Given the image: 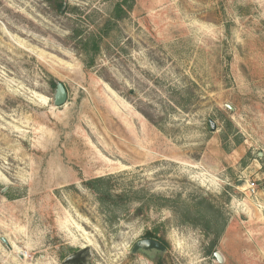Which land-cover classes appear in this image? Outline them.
<instances>
[{
	"label": "rangeland",
	"instance_id": "obj_1",
	"mask_svg": "<svg viewBox=\"0 0 264 264\" xmlns=\"http://www.w3.org/2000/svg\"><path fill=\"white\" fill-rule=\"evenodd\" d=\"M64 1L0 0V264H154L147 230L164 264H264V0H134L107 33L117 0ZM96 177L147 213L102 206Z\"/></svg>",
	"mask_w": 264,
	"mask_h": 264
},
{
	"label": "trees",
	"instance_id": "obj_2",
	"mask_svg": "<svg viewBox=\"0 0 264 264\" xmlns=\"http://www.w3.org/2000/svg\"><path fill=\"white\" fill-rule=\"evenodd\" d=\"M47 2L51 5H53L57 11H62L66 7V1L64 0H47ZM134 4V0H117L114 8L110 14V18L106 21L105 25L103 26L102 30H104L105 33H107V30H111L114 28V26L118 23V21L124 19L125 17L128 16L130 10L132 9ZM67 8V7H66ZM102 32L100 31V34ZM100 38L99 35H93L89 37L86 41L85 44L90 45V47L86 48V54L87 56H91V63L94 62L97 54L99 53L100 50ZM56 79L50 80V84L52 87H56ZM109 179L105 177H96V178H91L88 179L84 182L86 187H88L91 190H94V192L97 194L98 200L101 203L102 206H107L108 208L113 207L121 202H131L134 199L136 200H141L139 197L130 194L128 192H116V191H111L110 188L106 185L107 181ZM156 199L158 202H156L159 206H167L171 209V211L176 214L177 210L176 207L178 204L184 209L182 215H189L190 214V208L192 206H196V202H187L181 199V197L177 198H171V197H165V196H156ZM143 201V204L139 205L136 209L135 212L137 215H144L147 213L149 209V204L145 200ZM146 208V210H144ZM208 217V216H207ZM206 216H200V219L202 218L203 223L206 225L205 233L207 235H210L211 233V224L212 223H217L214 218H207ZM222 228V227H221ZM218 229L214 231V236L212 237V244L211 248L214 247V244H216V241L218 237L220 236L222 230ZM213 232V231H212ZM146 237L147 238H154L159 240L166 248L168 247V242L158 236L156 231L154 230H147L146 231ZM154 264H164V260L162 258V254H158L154 258H150Z\"/></svg>",
	"mask_w": 264,
	"mask_h": 264
},
{
	"label": "water",
	"instance_id": "obj_3",
	"mask_svg": "<svg viewBox=\"0 0 264 264\" xmlns=\"http://www.w3.org/2000/svg\"><path fill=\"white\" fill-rule=\"evenodd\" d=\"M68 92L65 88V85L61 81H57L54 94V104L56 106H61L67 101ZM211 127L214 128V124L211 121ZM2 241L7 244L9 247H12L9 241L5 237H1ZM166 250V247L157 239L154 238H143L138 240L133 248L132 253H143L149 258L156 257L159 253H163ZM89 247L84 246L77 252L67 256L62 264H83L86 260V255L88 254ZM214 256L219 260L223 261V256L220 252H214Z\"/></svg>",
	"mask_w": 264,
	"mask_h": 264
},
{
	"label": "built area",
	"instance_id": "obj_4",
	"mask_svg": "<svg viewBox=\"0 0 264 264\" xmlns=\"http://www.w3.org/2000/svg\"><path fill=\"white\" fill-rule=\"evenodd\" d=\"M249 185H250V187H252L253 190H255V188H254L255 183H252V184H249Z\"/></svg>",
	"mask_w": 264,
	"mask_h": 264
},
{
	"label": "flooded vegetation",
	"instance_id": "obj_5",
	"mask_svg": "<svg viewBox=\"0 0 264 264\" xmlns=\"http://www.w3.org/2000/svg\"><path fill=\"white\" fill-rule=\"evenodd\" d=\"M77 251H78V250H77ZM77 251H76V252H77ZM86 259H87V255H86ZM86 263H87V260H85L83 264H86Z\"/></svg>",
	"mask_w": 264,
	"mask_h": 264
}]
</instances>
